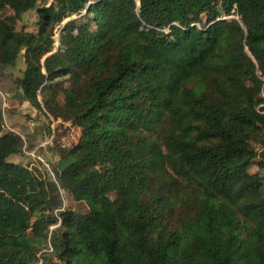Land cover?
<instances>
[{
  "label": "trees",
  "instance_id": "obj_1",
  "mask_svg": "<svg viewBox=\"0 0 264 264\" xmlns=\"http://www.w3.org/2000/svg\"><path fill=\"white\" fill-rule=\"evenodd\" d=\"M263 47L264 0H0V79L26 58L16 97L82 131L44 179L11 161L24 139L0 106V264H264ZM57 80L73 105L43 108ZM62 173L98 223L64 203Z\"/></svg>",
  "mask_w": 264,
  "mask_h": 264
},
{
  "label": "rangeland",
  "instance_id": "obj_2",
  "mask_svg": "<svg viewBox=\"0 0 264 264\" xmlns=\"http://www.w3.org/2000/svg\"><path fill=\"white\" fill-rule=\"evenodd\" d=\"M3 15H17L16 28L19 31H38L39 16L35 10L24 12L20 7L16 6L14 8H8ZM59 34L60 31H56L55 48L42 61H45L49 55L58 50L60 44ZM8 59L14 66H3L4 76L0 79V106L4 109L5 127L20 134L24 139L22 151L12 155L11 161L29 168L41 178L57 180L54 173L56 158L51 156L52 147L64 148L63 144H67V142L63 141L69 140V138L72 142L74 141L73 145H76L79 142L82 131L80 128L74 126L71 121L54 119L50 113L49 116L45 112L33 107L29 102L20 100L18 96L16 97L18 89L15 85V79L22 76V72L27 66V60L24 57L20 60H13L11 57ZM258 60L259 72L263 75L264 47L258 50ZM49 64L52 65L51 67H55L59 63L56 64V61L53 60ZM43 70L45 71V68ZM65 85L66 80L45 83L39 97L43 108H46L48 104L58 106L73 105V100L67 93ZM12 94H14L13 98L11 97ZM252 145L259 151L262 149V144L255 140ZM115 157L116 153L114 149L108 148L105 150V156L98 162V167L101 172L102 189L112 198L114 195L109 192V188L118 170L114 161ZM61 181L63 187H60V193L64 199V203L74 208L76 212L85 215L89 222L98 223L90 215L88 206L82 198L81 193L85 186L74 183L66 173H62Z\"/></svg>",
  "mask_w": 264,
  "mask_h": 264
},
{
  "label": "built area",
  "instance_id": "obj_3",
  "mask_svg": "<svg viewBox=\"0 0 264 264\" xmlns=\"http://www.w3.org/2000/svg\"><path fill=\"white\" fill-rule=\"evenodd\" d=\"M63 142H67V144H63V147L64 148H72V147H74L75 145H73L74 143V141L72 142L71 141V139L69 138V140H66V141H63Z\"/></svg>",
  "mask_w": 264,
  "mask_h": 264
},
{
  "label": "water",
  "instance_id": "obj_4",
  "mask_svg": "<svg viewBox=\"0 0 264 264\" xmlns=\"http://www.w3.org/2000/svg\"><path fill=\"white\" fill-rule=\"evenodd\" d=\"M11 97L13 98L14 97V94H12Z\"/></svg>",
  "mask_w": 264,
  "mask_h": 264
}]
</instances>
